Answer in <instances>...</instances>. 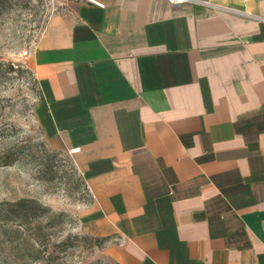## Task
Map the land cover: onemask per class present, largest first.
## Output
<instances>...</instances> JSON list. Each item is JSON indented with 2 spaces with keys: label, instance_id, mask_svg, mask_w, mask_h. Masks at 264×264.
<instances>
[{
  "label": "crops",
  "instance_id": "crops-1",
  "mask_svg": "<svg viewBox=\"0 0 264 264\" xmlns=\"http://www.w3.org/2000/svg\"><path fill=\"white\" fill-rule=\"evenodd\" d=\"M94 1L28 57L81 231L116 264H264V0Z\"/></svg>",
  "mask_w": 264,
  "mask_h": 264
},
{
  "label": "rangeland",
  "instance_id": "rangeland-1",
  "mask_svg": "<svg viewBox=\"0 0 264 264\" xmlns=\"http://www.w3.org/2000/svg\"><path fill=\"white\" fill-rule=\"evenodd\" d=\"M71 1L0 0V264H116L107 239L79 227L76 211L89 192L74 157L39 122L41 91L28 66L49 17ZM22 199L66 216L51 221L36 211L26 224L3 210ZM35 237L40 252L30 245Z\"/></svg>",
  "mask_w": 264,
  "mask_h": 264
},
{
  "label": "trees",
  "instance_id": "trees-1",
  "mask_svg": "<svg viewBox=\"0 0 264 264\" xmlns=\"http://www.w3.org/2000/svg\"><path fill=\"white\" fill-rule=\"evenodd\" d=\"M9 160H12L11 155H5L4 156V162L6 163ZM3 210H7V213L8 214H11L12 217H21V216H24L26 218V220H27V221H25L26 224L29 223L28 222L29 216H31L33 214V212H36V211H38V212H40V213H42L44 215L45 214H48V219L51 220V221H54V220H59L60 221L61 219H63L66 216L63 213H58V214L51 213V211L48 208H46V207L38 204L36 201H32V200H29V199L19 200L16 203H12V204L8 205ZM22 212L24 214H22ZM35 215L36 214H34V216ZM103 239H105V238H103ZM30 240H31L30 241L31 242V244H30L31 247L32 248H35V250H37L36 247L39 246V244H40L39 241H38V237L31 238ZM37 251H39V250H37Z\"/></svg>",
  "mask_w": 264,
  "mask_h": 264
},
{
  "label": "built area",
  "instance_id": "built-area-1",
  "mask_svg": "<svg viewBox=\"0 0 264 264\" xmlns=\"http://www.w3.org/2000/svg\"><path fill=\"white\" fill-rule=\"evenodd\" d=\"M90 3L96 4L98 6H102V4L94 1V0H86ZM168 3L172 4V5H182V4H193V5H199V6H203V7H207V8H219V6L215 5L214 3L208 1V0H166ZM27 57V52H23L22 54V58H26ZM15 68L18 67V65H14ZM79 151V148H74L72 150H70V154L72 153H76Z\"/></svg>",
  "mask_w": 264,
  "mask_h": 264
}]
</instances>
